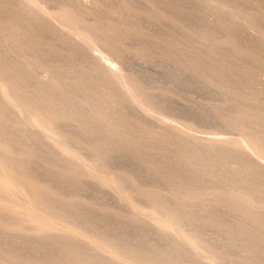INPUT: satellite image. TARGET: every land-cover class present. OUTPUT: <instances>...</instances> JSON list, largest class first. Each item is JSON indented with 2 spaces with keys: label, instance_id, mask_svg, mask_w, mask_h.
Returning a JSON list of instances; mask_svg holds the SVG:
<instances>
[{
  "label": "rangeland",
  "instance_id": "rangeland-1",
  "mask_svg": "<svg viewBox=\"0 0 264 264\" xmlns=\"http://www.w3.org/2000/svg\"><path fill=\"white\" fill-rule=\"evenodd\" d=\"M32 1L0 0L9 7L3 17L21 28L0 40L2 62L20 84L41 91L36 77L73 73L110 90L119 105L101 106L56 82L50 95L71 119L46 126L16 105L0 77V164L8 160L11 173L41 193L43 208L0 187V264H264V151L247 146L252 136L264 148V0ZM112 9L133 19L118 20ZM59 12L83 32L96 21L129 33L115 39L122 75L140 82L159 113L130 102L117 76L73 68L91 66L98 51L86 55L72 36L63 42L68 31L51 14L70 21ZM19 41L38 46L20 56ZM126 124L133 139L121 134Z\"/></svg>",
  "mask_w": 264,
  "mask_h": 264
},
{
  "label": "bare ground",
  "instance_id": "bare-ground-1",
  "mask_svg": "<svg viewBox=\"0 0 264 264\" xmlns=\"http://www.w3.org/2000/svg\"><path fill=\"white\" fill-rule=\"evenodd\" d=\"M26 2H33L32 0H24V3ZM35 1V0H34ZM70 1H74V0H70ZM77 1V0H75ZM74 1V2H75ZM100 1V0H99ZM39 2V1H38ZM42 2V1H41ZM79 2V1H78ZM152 2V1H151ZM34 3H37V2H34ZM71 3V2H70ZM80 3V2H79ZM154 5H155V2H152ZM96 4H98V2H96ZM4 4H0V40L4 41L5 40L3 39V36L4 33L6 34L7 37H12L14 35L15 32H19L21 30V28L13 21V19L11 18H7L5 19L3 16L7 13V8H9L6 4L4 5V7L2 6ZM37 5V4H36ZM67 5V4H66ZM73 5V4H72ZM25 6L24 4L22 5L20 2L18 3V7H17V11H20L22 12L23 10L25 11L26 9H24ZM64 6V5H63ZM97 6V5H96ZM157 6V5H156ZM38 7V6H37ZM66 7V6H65ZM69 7V6H68ZM73 7V6H71ZM123 7V6H122ZM210 7V6H209ZM27 8V7H26ZM117 8V7H115ZM128 8V7H127ZM152 8H155V7H152ZM158 8V6H157ZM76 9V8H75ZM80 9V8H79ZM71 10V9H70ZM69 10V11H70ZM83 10V9H82ZM109 10V9H108ZM108 10L106 11L108 13ZM113 10V9H112ZM130 10V9H129ZM132 10V9H131ZM62 11V10H61ZM110 11V10H109ZM133 11V10H132ZM31 12V11H30ZM66 12H68V8L66 9ZM65 10H64V13H66ZM71 12V11H70ZM154 12H157L156 10H154ZM35 13V12H34ZM60 13V12H59ZM63 14V16H65ZM69 13V12H68ZM32 14V13H31ZM61 14V13H60ZM61 14V15H62ZM109 14V13H108ZM110 14H113V15H117V19L118 20H123V21H126L129 22L131 21V14L129 12H127L126 10L124 11H117L116 9L111 11ZM134 14V13H133ZM137 14V13H136ZM155 14V13H154ZM157 14V13H156ZM159 16H163L164 13L162 12H159ZM77 15V13H76ZM168 15V14H167ZM249 15V14H248ZM33 14L31 16V19L33 18ZM71 16H72V12H71ZM71 16L69 15V17H67L66 19L68 20L69 18H71ZM80 16V15H79ZM150 16V14H149ZM158 16V17H159ZM36 20H38V17L37 15L34 16ZM44 17V16H43ZM108 17V16H107ZM134 17V16H133ZM51 18L57 20L59 22V24L62 26V27H65L68 31V34H63L61 36L63 42H65L66 40H69V37H73V39H76L78 38L79 40V43L77 41L78 44L80 45H77V48L79 49H82L84 50V53L87 55V52L88 51H94V50H97L98 51V54L95 55L93 54V58L95 60V63L91 64V66H88L84 63H79L77 64L76 67H73L74 69H80V70H83V69H87V68H91V71L96 74L97 76H100L102 77L103 79H107L109 81H111V74L112 75H115L118 77L119 79V83L121 84V86L124 88L125 92H126V98L130 101V102H137L139 104V106H141L143 109H145L146 111L148 112H156V113H159L157 108L154 107V105H152L150 102H148V100L146 99L145 97V92L140 84V82L138 80H135L131 75H127V74H124L122 75V72L126 69L124 64H123V61L121 60V56H120V52H122L123 48L119 49L117 46H116V41L115 39L122 35L123 37L125 35H128L129 33H126V32H123V31H120V27H119V30L115 27H113V25L115 24H105V23H101V25H97L95 23H93L92 25H89L87 27H83V29L85 30V32L81 31L80 29H78L76 27V23L74 22L75 19H72V21H70L69 19V23L68 24H65L64 22H62V16L60 15H55L53 17V14H51ZM73 18V17H72ZM136 18V17H135ZM161 18V17H160ZM171 22L175 23L177 22L175 20V18L173 17H170V15L167 17ZM64 19V18H63ZM65 19V20H66ZM77 19V18H76ZM80 19V18H79ZM165 19V18H164ZM78 20V19H77ZM101 20V19H100ZM35 21V20H34ZM76 21V20H75ZM50 23H45L46 25H53L51 21H49ZM67 22V21H66ZM74 22V23H72ZM77 22V21H76ZM79 22V21H78ZM112 22V21H111ZM133 22V21H132ZM40 23V22H39ZM71 23V24H70ZM121 23V22H120ZM34 24V23H33ZM55 24V23H54ZM119 24V23H118ZM176 24V23H175ZM38 25V24H37ZM82 25V24H81ZM120 26V25H119ZM138 26V25H137ZM129 27V26H128ZM124 28V26H123ZM179 28V27H178ZM32 29V28H31ZM38 29V28H37ZM49 29V28H48ZM52 29V28H51ZM28 30V29H27ZM126 30V28H125ZM124 30V31H125ZM48 31V30H47ZM57 31V30H56ZM63 31V30H62ZM128 31V30H126ZM61 33V31H60ZM67 33V32H65ZM55 34V33H54ZM198 35V33H197ZM38 37V36H37ZM43 37V36H42ZM72 37L70 38V40L72 39ZM202 37V36H201ZM57 38V37H56ZM197 38V37H196ZM205 38V37H204ZM200 39V38H199ZM202 40V39H201ZM204 40H207V39H204ZM193 41V40H192ZM199 42V41H198ZM206 42V41H205ZM208 42V41H207ZM23 42L19 41L18 44H16V49H17V53L20 54V56H25V54L27 53L28 50H33V49H36L38 44H35V45H30L29 43H23ZM72 43V42H71ZM75 43V42H74ZM210 43V42H209ZM52 44V42H51ZM63 44V43H62ZM67 44V43H66ZM41 45V44H40ZM85 46V47H84ZM241 47V46H240ZM76 48V49H77ZM238 47L235 48V51L237 50ZM257 48V47H256ZM71 50V49H70ZM74 50V49H73ZM239 51H237L238 53L242 52L239 48H238ZM246 50V49H245ZM254 50V49H252ZM57 51V50H56ZM81 51V50H80ZM137 52H140V50H138ZM243 52L244 51V48H243ZM249 52V51H248ZM264 52V51H263ZM80 53V52H79ZM84 54V55H85ZM92 54V53H91ZM243 54V53H242ZM240 54V55H242ZM245 54V53H244ZM67 55V54H66ZM78 55V54H76ZM89 55V54H88ZM237 55V54H236ZM239 55V56H240ZM256 55V54H255ZM90 56V55H89ZM68 57V56H67ZM73 57V55H72ZM85 57V56H84ZM254 57V56H252ZM89 58V57H88ZM248 58V57H246ZM4 59V57L2 55H0V77L5 81H3L4 83L2 84V89L3 90H7L8 87L11 88V92L13 93V95L15 96V102H16V105L20 106L21 108L25 109L26 111L30 112L31 114H34L38 117H40L39 119L43 120V122H46V126H55L56 122L60 119V116H64L65 115H68L66 118H70L71 115L68 111V109L62 105V103L60 102V100L56 99L55 97L51 96L50 93L51 91H56L55 88H56V82H59L61 84H63L65 87L69 88V89H83L87 92L88 94V97H91L89 98L88 100L92 99V98H95L96 100V103H99L101 102V106L102 104H105L104 106H108L109 108L110 107H114V106H117L119 105L117 100H115V97L114 95L111 93L110 90L106 89V88H103L101 87L98 82L96 81H93L92 84H90V82H87L84 78H81V77H77L76 75H74L73 73L71 74H64L63 72H60V71H56V70H53L51 71V76L49 78L48 81H42L40 79H38L37 77L35 78V83L36 85H40L41 87V91L39 90H30L29 89V85L28 84H24V83H21L20 84V81H19V77L16 73H15V70L14 69H11L8 67L7 62L6 60H4L5 62H2V60ZM69 59V58H68ZM229 59V58H228ZM256 60V59H255ZM25 66V65H23ZM22 66V68H23ZM110 66H113L115 67V69L118 71L116 74L115 72L111 69ZM26 67V66H25ZM52 67V66H51ZM50 67V68H51ZM27 68V67H26ZM213 71V70H212ZM214 72V71H213ZM215 73V72H214ZM93 74V75H94ZM7 75V76H6ZM72 75V76H71ZM89 81V80H88ZM84 91V92H85ZM52 94V93H51ZM257 94V93H256ZM64 97V96H63ZM87 97V96H86ZM85 96L83 98H86ZM241 97V95H240ZM246 98V97H245ZM78 99V98H77ZM249 99V98H248ZM73 100V99H72ZM71 100V101H72ZM87 100V101H88ZM93 100V99H92ZM250 100V99H249ZM255 100V99H254ZM81 101V100H80ZM76 102V101H74ZM78 102V101H77ZM84 102V101H83ZM89 103V102H88ZM100 104V103H99ZM82 105V104H81ZM75 106V105H74ZM77 106L79 107V104H77ZM75 106V107H77ZM83 106V105H82ZM92 107V106H91ZM99 109L100 106H98ZM96 106V108H98ZM74 108V107H73ZM96 108H92V110H95L96 111ZM116 108V107H115ZM88 109V108H87ZM86 110V109H85ZM73 112V111H72ZM161 112V111H160ZM76 114V113H75ZM92 114V113H91ZM98 114V112H97ZM161 114V113H160ZM165 114V113H164ZM96 115V114H95ZM98 116V115H97ZM103 116V115H102ZM106 116V115H105ZM104 116V117H105ZM168 116V115H167ZM165 115V117H167ZM73 117V116H72ZM93 117V116H92ZM96 117V116H95ZM108 117V116H107ZM106 117V118H107ZM170 116H168L167 118H169ZM71 119V118H70ZM121 119V118H119ZM175 119V118H174ZM174 119H171L172 121H174ZM108 120L111 122L110 125H119L120 124V121L117 120V118L115 117H108ZM70 121V120H69ZM108 122V123H110ZM178 122V121H177ZM180 122V121H179ZM80 123V122H79ZM122 123V122H121ZM181 123V122H180ZM44 124V123H43ZM45 125V124H44ZM109 125V124H108ZM184 125V124H183ZM171 126V125H170ZM124 127V126H123ZM129 128V131L127 129V131H124L122 132L121 134L124 135V137H132L131 139H133V135H131L130 133V125L126 124V128ZM168 127V126H167ZM117 128H119L117 126ZM125 128V127H124ZM132 128V127H131ZM169 128V127H168ZM46 129V128H45ZM51 129V127H50ZM124 130V129H123ZM132 130V129H131ZM149 132H152V131H149ZM148 132V135H150V133ZM49 135V134H48ZM40 136V135H39ZM38 137V136H37ZM250 137V136H249ZM248 137V138H249ZM42 138V137H41ZM258 138V137H256ZM245 139V138H244ZM255 137H250V140H248L247 138L245 140H248L247 142V146L249 148H251L254 152H259V151H264V148L261 146L260 144V147H256L251 141L254 140ZM258 140V139H257ZM43 141V140H42ZM255 141V140H254ZM238 144L241 145V143L239 141H237ZM251 142V143H250ZM258 143V142H257ZM256 143V144H257ZM242 146V145H241ZM259 148V149H258ZM255 154V153H254ZM258 154V153H257ZM264 155V154H263ZM258 156V155H257ZM264 158V157H263ZM7 162V165H9L8 163V160L6 161ZM102 163V162H101ZM100 163V164H101ZM2 164V163H1ZM0 164V168L2 169V172L0 174V187L1 189H5L7 190V188L9 186L11 187H14L16 188L17 191L19 192H24L28 195V198H30L31 200V203L34 205V207L37 205L39 206L40 203H39V198L38 196L40 195L41 196V193L40 192H37L38 193V196L36 197L35 194L33 192H31V190L28 188V186L25 185V183H22L19 181V178L15 177V174L14 175L11 173V171H14L13 168H11V163H10V166H7L5 164V166L2 164ZM78 164V163H77ZM76 164V165H77ZM75 165V166H76ZM81 166V165H80ZM4 167V168H3ZM13 167V165H12ZM15 168V167H14ZM17 168V167H16ZM22 167H18L17 169H21ZM4 169V170H3ZM23 169V168H22ZM76 169V167H75ZM77 169L78 171L79 170V166H77ZM76 169V170H77ZM82 170V169H81ZM20 171V170H19ZM19 171H17L19 173ZM22 171V174L20 175H24L25 177L27 176V173H25L24 171V174H23V170ZM20 171V172H21ZM77 171V172H78ZM15 172V171H14ZM81 172V171H80ZM124 176V175H123ZM123 176H120V183L122 185H119L120 187H126L125 185L128 183L127 179ZM30 179L29 175L27 176V179ZM220 178V177H219ZM107 182H109L108 179L104 178ZM25 181V180H24ZM126 182V184H124ZM119 183V184H120ZM124 184V185H123ZM130 184V183H129ZM129 186V185H128ZM127 186V187H128ZM33 187V186H32ZM119 187V188H120ZM131 188V186H130ZM34 189V188H33ZM38 190V188H36ZM124 189L126 188H123V192H124ZM129 189V188H128ZM133 190V189H132ZM128 191V190H127ZM235 191V190H234ZM126 192V191H125ZM1 193V192H0ZM130 193H131V190H130ZM133 193V192H132ZM131 193V194H132ZM234 193V192H233ZM232 193V194H233ZM240 192H236V194H238ZM232 194L230 193V196H232ZM235 194V195H236ZM234 195V196H235ZM38 198V199H37ZM41 198V197H40ZM218 198V197H217ZM222 198V197H221ZM233 198V196H232ZM236 198V197H235ZM246 197H244L245 199ZM251 198V197H250ZM154 199V198H153ZM243 199V200H244ZM42 202L43 200L40 199ZM226 200V198H225ZM29 201V199H28ZM246 201V200H244ZM247 203L248 202H251L249 199L246 201ZM30 203V204H31ZM29 204V205H30ZM42 204V203H41ZM245 204V203H244ZM32 205V206H33ZM153 206L155 207H158V204L157 203H154L152 204ZM247 206V205H246ZM42 208V205L39 206L38 208L41 209ZM43 209V208H42ZM255 209V208H254ZM163 211V210H162ZM168 215V214H166ZM136 216V215H134ZM168 217V216H166ZM171 216H169L170 218ZM176 218V217H175ZM170 219H168L169 221ZM178 220V219H176ZM163 222V221H162ZM165 222V221H164ZM168 223V222H167ZM172 223V222H170ZM179 223V222H177ZM176 223V224H177ZM182 223V222H181ZM169 224V223H168ZM256 224V223H255ZM175 228V226H173ZM41 230H43L44 232V227H39ZM171 228H172V224H171ZM181 228V227H180ZM170 229V228H169ZM176 229V228H175ZM181 229H184V228H181ZM179 230V231H182V230ZM185 231V229H184ZM91 237V236H90ZM101 242V241H100ZM130 254V253H129Z\"/></svg>",
  "mask_w": 264,
  "mask_h": 264
}]
</instances>
